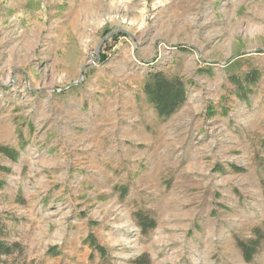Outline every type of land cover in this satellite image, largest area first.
<instances>
[{"label":"rangeland","instance_id":"rangeland-1","mask_svg":"<svg viewBox=\"0 0 264 264\" xmlns=\"http://www.w3.org/2000/svg\"><path fill=\"white\" fill-rule=\"evenodd\" d=\"M153 72L185 84L164 121ZM0 147L25 264H264L235 246L264 220V0H0Z\"/></svg>","mask_w":264,"mask_h":264},{"label":"trees","instance_id":"trees-1","mask_svg":"<svg viewBox=\"0 0 264 264\" xmlns=\"http://www.w3.org/2000/svg\"><path fill=\"white\" fill-rule=\"evenodd\" d=\"M142 89L160 121H164L174 114L182 106L186 98V89L183 81L178 77H167L161 72L148 74ZM0 153L12 160L15 159V153L12 149L0 147ZM259 165L264 171V162L259 163ZM260 187L264 196V178L260 179ZM134 219L142 233L151 231L155 226L153 217L142 211L135 212ZM263 242L264 220L261 227L253 229L250 238L246 240L237 239L235 246L243 260L250 263L258 254ZM96 248L100 250L97 246ZM24 254V247L21 243L9 240L5 227L0 224V264H6L8 261L14 264H25ZM134 263L145 264V261L136 259Z\"/></svg>","mask_w":264,"mask_h":264},{"label":"crops","instance_id":"crops-1","mask_svg":"<svg viewBox=\"0 0 264 264\" xmlns=\"http://www.w3.org/2000/svg\"><path fill=\"white\" fill-rule=\"evenodd\" d=\"M142 100H144L145 102L147 101L148 102V100H147V97H146V95L142 92ZM149 105L151 106V108H152V110H153V112H154V109H153V107H152V105L149 103ZM155 113V112H154ZM100 114H102V115H98V114H96V116H99V117H93L95 120H97V119H100V117L101 116H103L104 115V113H100ZM106 114V113H105ZM155 115H156V113H155ZM105 116V115H104ZM94 123H100V122H97V121H95ZM13 150V149H12ZM6 157V156H5Z\"/></svg>","mask_w":264,"mask_h":264}]
</instances>
